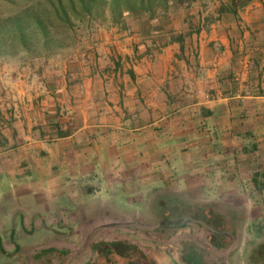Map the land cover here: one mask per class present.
Returning <instances> with one entry per match:
<instances>
[{
	"label": "crops",
	"instance_id": "crops-1",
	"mask_svg": "<svg viewBox=\"0 0 264 264\" xmlns=\"http://www.w3.org/2000/svg\"><path fill=\"white\" fill-rule=\"evenodd\" d=\"M224 16L218 37L165 42L149 70L79 74L55 91L12 80L13 108L0 96V264L125 239L110 220L145 223L163 195L264 219V0Z\"/></svg>",
	"mask_w": 264,
	"mask_h": 264
},
{
	"label": "rangeland",
	"instance_id": "rangeland-1",
	"mask_svg": "<svg viewBox=\"0 0 264 264\" xmlns=\"http://www.w3.org/2000/svg\"><path fill=\"white\" fill-rule=\"evenodd\" d=\"M48 1L50 0H0V19L19 13L26 7L42 12L51 38L49 47L54 52L48 56H38L36 52L42 49V44L38 41V34L34 35L29 41V47L33 50L31 53L22 49L15 42L12 43L6 40L3 43L0 40V96L4 97L5 102L2 108H13L10 103V96L11 89L14 90L11 87L14 78L25 79L32 88L36 87L41 90L44 86L45 91H55L56 88L67 83L64 76L69 70L72 78L79 76V74L87 76L98 72L113 73L116 71L112 69L113 64L111 62L117 58H119V62L122 59L119 67L120 72L128 73V65L132 66L139 63L142 70L145 68L149 70L148 68L151 66V62L155 60L160 48L169 40L167 29L172 30L174 35L183 33L184 41L190 40V42L196 44L198 42L204 43L205 39L207 40L209 37H218L223 32L216 26L219 20L217 8L221 2L226 0H196L189 4H170L166 17H159L153 21L163 20L161 22L165 24V29L162 33H142L143 27L139 23L138 17L129 14H126L122 21L115 22L112 20L107 6L93 11L94 19L90 24V28L83 29L82 26L78 28V21L74 19L73 13L69 11L76 26V39H72V36L66 31L68 30L66 23L55 18ZM224 14L228 16L224 17L229 20L224 18L221 21L222 23L223 21L224 23L236 22V19L230 14ZM153 40L156 42L155 46H152ZM188 54L193 59V54L189 52ZM69 83L67 84L71 85L72 88H74V85L76 86L73 82ZM51 85H55V87H51ZM1 102L2 100H0ZM28 102H31V100ZM177 195L183 201L192 204L205 203V196L192 200L185 193H177ZM251 195L253 194L251 193ZM263 198L261 196L258 200L260 201ZM148 202L149 199L147 200V208L143 213H140V217L148 218L152 222L154 218L148 208ZM259 203L264 205L263 201ZM138 206L141 207V204H138ZM123 208L129 209L126 206H123ZM238 212L241 218L243 215L248 214L246 209L238 210ZM160 223L158 228L162 230L161 225L164 222ZM195 228L191 230V233L194 232ZM129 230L130 232L137 231L135 229ZM115 233L126 235V232ZM187 233L184 230L182 232L178 231L177 234L169 238L162 234L161 252H156L158 264H202L199 251H197L194 242L198 243V246L199 244H205V232L198 231L194 235ZM131 237L129 236L130 242H133ZM188 237L192 240L182 241V239L185 240ZM235 243L237 248L239 247L243 251V258L240 257V254H237L236 259L231 257V264H240L238 262L242 261L248 263V259H250L248 255H251L253 259L250 264H262L264 261V219L255 224L246 223L242 218L239 226V238ZM146 245L150 246L149 244ZM47 251L51 253L53 249ZM47 251H39L38 253L48 254ZM146 251L149 252L147 249ZM132 256L135 261L139 260L138 253L135 252ZM36 259L37 254L32 255V263H35ZM71 261L72 264L76 263V260L72 257L69 259V262ZM218 262L221 263V259Z\"/></svg>",
	"mask_w": 264,
	"mask_h": 264
},
{
	"label": "flooded vegetation",
	"instance_id": "flooded-vegetation-1",
	"mask_svg": "<svg viewBox=\"0 0 264 264\" xmlns=\"http://www.w3.org/2000/svg\"><path fill=\"white\" fill-rule=\"evenodd\" d=\"M178 200L175 201V212H179L180 206L184 207L182 213L176 214L174 217L169 218L168 215L159 216L158 206L163 204L162 202H156L149 206L153 221H149L148 218L138 217V220L145 223H159L164 222L159 229L156 227L154 230H137L131 231L118 230L116 232H126V236H122L125 239H115L111 241H98L97 243L90 242L89 246L85 248L82 253L77 254L74 259L78 264H119L122 256L121 264H158L156 258V252H161L162 238L165 236L172 237L177 234L178 231L183 230L188 232L189 235H194L198 231L205 232V247L203 245L194 242V245L199 251L200 261L202 264H231V257L237 258V254L243 258V251L235 243L239 238V226L240 219L237 217L233 208L223 209L220 207H214L209 204H192L191 202L183 201L174 195ZM178 205V206H177ZM166 224L169 226H166ZM195 228L194 232L191 230ZM132 236V241L129 239ZM117 238V237H116ZM121 238V237H119ZM184 238V237H180ZM190 237L182 241H189ZM80 243V242H79ZM149 244L150 246H147ZM198 246V247H197ZM149 250V252L146 251ZM138 253L139 260L134 261L135 258L130 256L133 253ZM48 254H38L35 263L32 260L28 264H68L69 259L72 257V252L69 250L47 251ZM248 257V263L252 262L251 255ZM221 259V263L218 260ZM115 260V262H114ZM242 264H248L247 262H238ZM254 263V262H253ZM72 264V261L69 263ZM255 264V263H254ZM259 264V263H258ZM264 264V261L263 263Z\"/></svg>",
	"mask_w": 264,
	"mask_h": 264
},
{
	"label": "trees",
	"instance_id": "trees-1",
	"mask_svg": "<svg viewBox=\"0 0 264 264\" xmlns=\"http://www.w3.org/2000/svg\"><path fill=\"white\" fill-rule=\"evenodd\" d=\"M196 0H50L48 5L51 6L52 12L55 14L57 20H62L66 23L68 30H66L72 39H76L77 31L76 26L71 18L73 13L74 19L78 21V28L82 26L83 29L90 28V24L94 19V10H99L104 6H107L110 10L112 20L120 22L124 19L126 14L138 17L139 23L143 27L141 32L144 33H162L164 32L165 24L156 20L159 17H166L170 4H189ZM251 0H226L221 2L217 8V16L223 13L230 14L236 20L238 19V11L247 5ZM42 12L38 10H32L31 7L22 9L19 13L12 16H7L0 19V40L5 43L9 40L12 43L18 44L22 49L31 53V47H29V41L38 34V41L42 44V49L38 53V56H48L54 53L50 47V36L47 24L45 23ZM48 15L50 13H47ZM54 24V20H53ZM169 42H178L182 45L184 41V34H173L172 30H168ZM158 35V34H157ZM155 41H152V46H155ZM111 66L114 71H117L120 67L118 60H112ZM130 74L132 71L128 70ZM67 72V71H66ZM66 82H73L68 80L71 77L70 70L66 73ZM70 84V83H69ZM68 85V84H67ZM55 87V85H51ZM163 204L158 206L159 216L168 215L169 218L174 217L179 212L184 210L180 206L179 212H175V201L178 200L173 195H163L161 197ZM179 201V200H178ZM178 206V205H177ZM166 226H168L166 224ZM169 227V226H168ZM164 229V226L162 227Z\"/></svg>",
	"mask_w": 264,
	"mask_h": 264
},
{
	"label": "water",
	"instance_id": "water-1",
	"mask_svg": "<svg viewBox=\"0 0 264 264\" xmlns=\"http://www.w3.org/2000/svg\"><path fill=\"white\" fill-rule=\"evenodd\" d=\"M161 223L156 224H145L138 222L134 219H127V218H115L110 220L108 223V227H112L114 229H137V230H154L156 227H158Z\"/></svg>",
	"mask_w": 264,
	"mask_h": 264
}]
</instances>
